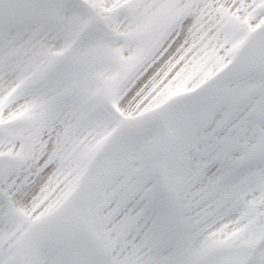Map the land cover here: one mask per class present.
Here are the masks:
<instances>
[{
	"label": "snow or ice",
	"instance_id": "1",
	"mask_svg": "<svg viewBox=\"0 0 264 264\" xmlns=\"http://www.w3.org/2000/svg\"><path fill=\"white\" fill-rule=\"evenodd\" d=\"M0 264H264V0H0Z\"/></svg>",
	"mask_w": 264,
	"mask_h": 264
}]
</instances>
